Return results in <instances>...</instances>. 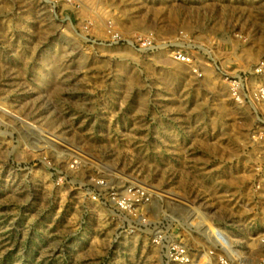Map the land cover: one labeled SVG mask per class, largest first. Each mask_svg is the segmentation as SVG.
Returning a JSON list of instances; mask_svg holds the SVG:
<instances>
[{
	"label": "rangeland",
	"instance_id": "rangeland-1",
	"mask_svg": "<svg viewBox=\"0 0 264 264\" xmlns=\"http://www.w3.org/2000/svg\"><path fill=\"white\" fill-rule=\"evenodd\" d=\"M234 82L264 83V0H0V264H262Z\"/></svg>",
	"mask_w": 264,
	"mask_h": 264
},
{
	"label": "built area",
	"instance_id": "built-area-1",
	"mask_svg": "<svg viewBox=\"0 0 264 264\" xmlns=\"http://www.w3.org/2000/svg\"><path fill=\"white\" fill-rule=\"evenodd\" d=\"M176 58L177 60H180L182 62L185 61L184 56H182L181 54H177ZM255 72L259 73L260 70H257ZM243 88L245 89V92H243L241 96L238 90L243 89ZM232 89H233V95L236 96L235 100H237L240 103H242L243 101L248 102L255 110V113L261 116L262 119L260 120V122L264 124V111L256 108L255 106L259 103L264 105V83L261 84L257 89L251 91L249 90L246 84L244 85L242 82H240V84L237 82H234V84H232ZM122 209H125V208L122 207ZM259 242L262 247V256H263V259L261 260V262L262 264H264V236L259 240Z\"/></svg>",
	"mask_w": 264,
	"mask_h": 264
}]
</instances>
